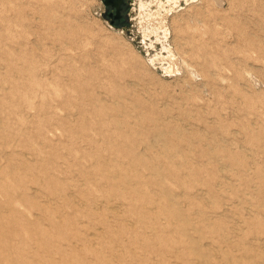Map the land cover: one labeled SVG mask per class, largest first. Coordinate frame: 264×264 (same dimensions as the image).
<instances>
[{
    "label": "rangeland",
    "instance_id": "obj_1",
    "mask_svg": "<svg viewBox=\"0 0 264 264\" xmlns=\"http://www.w3.org/2000/svg\"><path fill=\"white\" fill-rule=\"evenodd\" d=\"M127 2L0 0V264H264V0H177L178 74Z\"/></svg>",
    "mask_w": 264,
    "mask_h": 264
},
{
    "label": "bare ground",
    "instance_id": "obj_2",
    "mask_svg": "<svg viewBox=\"0 0 264 264\" xmlns=\"http://www.w3.org/2000/svg\"><path fill=\"white\" fill-rule=\"evenodd\" d=\"M167 2L169 4L168 8H166L167 6L164 5L165 1L163 2L160 0H139L138 6L140 23L141 27H143L144 29V35H150L151 33H153L155 38L160 40L162 48L165 50L166 53L165 56H154L150 59V62L154 63L155 60L165 59L167 63L163 67V69L170 74H178L179 70H181L183 66L189 68V65L187 63H184L183 66L179 64L177 59L178 54H176L177 52H175L174 48L171 47L170 44H168V27L166 22V14L174 8V5L176 4L177 0H167ZM152 3L154 4L155 9L151 8ZM183 61L185 62V60L182 58V62ZM188 70L191 72V74L193 73V75H195L194 73L198 72L196 69L195 71H192L191 69Z\"/></svg>",
    "mask_w": 264,
    "mask_h": 264
},
{
    "label": "flooded vegetation",
    "instance_id": "obj_3",
    "mask_svg": "<svg viewBox=\"0 0 264 264\" xmlns=\"http://www.w3.org/2000/svg\"><path fill=\"white\" fill-rule=\"evenodd\" d=\"M118 5H119L118 12L120 15L118 18L114 17V14L116 13V7L115 6L113 7L110 4L106 5V8H107L106 13L110 17V20L113 22H115L116 20H119V21L123 20L122 18L123 9L128 6V2L127 0H118ZM110 12L112 13V15L110 14Z\"/></svg>",
    "mask_w": 264,
    "mask_h": 264
},
{
    "label": "water",
    "instance_id": "obj_4",
    "mask_svg": "<svg viewBox=\"0 0 264 264\" xmlns=\"http://www.w3.org/2000/svg\"><path fill=\"white\" fill-rule=\"evenodd\" d=\"M102 2L107 5V4H110L111 6H115L116 7V13L114 14V17L118 18L120 15H119V12H118V0H102ZM110 14L112 15V13L110 12Z\"/></svg>",
    "mask_w": 264,
    "mask_h": 264
}]
</instances>
